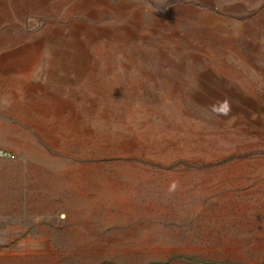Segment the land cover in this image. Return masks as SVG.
<instances>
[{"label":"rangeland","instance_id":"1","mask_svg":"<svg viewBox=\"0 0 264 264\" xmlns=\"http://www.w3.org/2000/svg\"><path fill=\"white\" fill-rule=\"evenodd\" d=\"M0 264H264V0H0Z\"/></svg>","mask_w":264,"mask_h":264},{"label":"built area","instance_id":"2","mask_svg":"<svg viewBox=\"0 0 264 264\" xmlns=\"http://www.w3.org/2000/svg\"><path fill=\"white\" fill-rule=\"evenodd\" d=\"M8 156H11V158H14L15 154L9 153V152L0 148V157H8Z\"/></svg>","mask_w":264,"mask_h":264},{"label":"crops","instance_id":"3","mask_svg":"<svg viewBox=\"0 0 264 264\" xmlns=\"http://www.w3.org/2000/svg\"><path fill=\"white\" fill-rule=\"evenodd\" d=\"M1 64H2V58H0V66H1Z\"/></svg>","mask_w":264,"mask_h":264}]
</instances>
